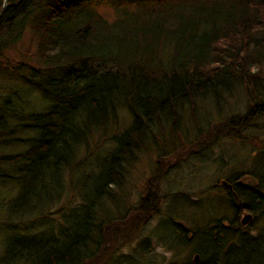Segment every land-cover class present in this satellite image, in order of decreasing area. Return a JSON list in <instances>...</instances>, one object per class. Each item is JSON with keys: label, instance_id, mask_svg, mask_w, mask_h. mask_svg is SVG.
<instances>
[{"label": "trees", "instance_id": "16d2710c", "mask_svg": "<svg viewBox=\"0 0 264 264\" xmlns=\"http://www.w3.org/2000/svg\"><path fill=\"white\" fill-rule=\"evenodd\" d=\"M100 1L115 7L114 20L90 7ZM2 4L0 0V11ZM26 30L36 41L35 58L4 55L23 40ZM263 65L264 0H7L0 14V75L49 102L44 110L26 111L20 101L15 106L12 98H4L0 107L6 112L0 113V131L9 117L15 121L12 132H36L21 152L0 154V167H9L0 169V183L18 187L14 218L45 216L39 205L59 194L61 175L74 165L90 129L116 119L122 107L131 121L115 136L97 170L78 180L80 204L67 208L62 232L53 234L49 226L39 234L7 235L0 264H95L113 221L104 214L102 201L122 184L125 166L147 134L164 124L175 132L181 112L194 114L197 99L218 101L235 85L258 89L257 71ZM258 92L244 114L227 119L222 128L228 134L241 137L254 119L264 116V94ZM250 176L255 184L237 187L235 222L211 220L201 228L194 250L199 258L195 261L193 254L186 264L208 259V264H229L232 258L238 260L233 264H243L264 258V230L246 239L235 225L244 210L264 211V166ZM150 193L140 203L148 210L143 221L159 203ZM236 239L238 248L230 247L224 258H217L226 242Z\"/></svg>", "mask_w": 264, "mask_h": 264}, {"label": "rangeland", "instance_id": "374dc122", "mask_svg": "<svg viewBox=\"0 0 264 264\" xmlns=\"http://www.w3.org/2000/svg\"><path fill=\"white\" fill-rule=\"evenodd\" d=\"M90 7L109 21L117 17L115 7L109 2H94ZM35 49L36 41L26 30L23 40L4 55L14 60H29L35 58ZM257 74L262 84L258 89L264 94V65ZM24 89L20 83L0 75V107L4 98H12L15 106L16 100L20 101L26 111L44 110L49 105L39 93ZM250 89L254 93L249 96ZM258 89H253L251 84L235 85L231 94H225L218 101L212 97L197 99L194 114L189 109L181 112L175 132L164 124L147 134L135 159L125 166L122 184L114 186L110 198L102 201L104 214L113 221L108 222L111 224L110 235L95 264H186L198 248L196 239L201 228L211 220L220 219L225 225H230V220L235 222L238 202L227 194L220 182L241 180L248 187L256 183L250 173L264 166V116L254 119L253 124L242 131L244 135L241 137L228 134L222 127L228 125L229 117L245 113L252 103V96L259 93ZM0 113L6 112L0 109ZM116 114V119L103 127L92 128L86 134L84 147L79 148L72 161L74 165L61 175L59 194H55L47 205L46 202L39 205V211H44L45 216L35 214L25 219L14 218L11 210L18 187L11 182L0 183V256L4 239L9 234H39L49 226L53 234L62 232L64 225L61 223H64L67 208L80 204L76 192L78 180L88 178L97 170L113 149L115 136L130 124L131 115L125 107L117 109ZM5 121L7 127L0 131V142L4 143L0 144V154L21 152L30 145L36 132H12L15 121L9 117ZM10 139L17 140L7 142ZM8 168L0 167L3 170ZM237 173L239 177L234 178ZM216 183L219 185L215 186ZM150 192H154L159 203L143 221L148 210L140 207V203L142 199L152 197ZM138 211L136 218L134 212ZM251 213L253 217L248 224L239 222L245 214L242 212L235 224L237 232L246 239L255 238L264 230V211ZM127 215L130 218H126ZM47 219L50 222L45 224ZM102 219L105 216L99 218ZM126 220L128 222L123 223ZM211 229L214 234V228ZM185 238L188 239L186 242ZM237 245V239L230 244L226 242L217 258H224L226 250L230 247L237 249ZM208 260L204 264H208ZM233 261L238 260L232 258L229 264ZM243 264H264V258Z\"/></svg>", "mask_w": 264, "mask_h": 264}, {"label": "flooded vegetation", "instance_id": "af4514ba", "mask_svg": "<svg viewBox=\"0 0 264 264\" xmlns=\"http://www.w3.org/2000/svg\"><path fill=\"white\" fill-rule=\"evenodd\" d=\"M228 184H230L231 185V187H229V186H225V185H223V184H221L222 186H223V188L226 190V192H227V194L228 195H230V197H232V199L234 200V201H238V189H237V187L238 186H244L245 185V183L243 184V185H240V184H238V180H234V179H229V180H227L226 181ZM219 185V183H216L215 184V186H218ZM245 212H247V211H242V213H245ZM253 217V216H252ZM240 222V221H239Z\"/></svg>", "mask_w": 264, "mask_h": 264}, {"label": "water", "instance_id": "95a60500", "mask_svg": "<svg viewBox=\"0 0 264 264\" xmlns=\"http://www.w3.org/2000/svg\"><path fill=\"white\" fill-rule=\"evenodd\" d=\"M6 2H7V0H3V5H2V9H1V11H0V14H1L2 10L4 9ZM222 183H223L225 186H229V187H231V185L228 184V183H226L225 181H223ZM238 184H242V182L239 181ZM250 217H251L250 214H245L244 217H243V219H242V223H246V222L250 219ZM193 258H194L195 261H197V260H198V255L195 254Z\"/></svg>", "mask_w": 264, "mask_h": 264}]
</instances>
